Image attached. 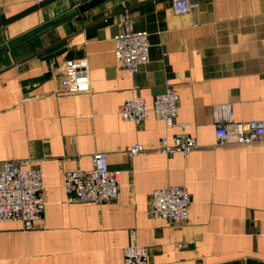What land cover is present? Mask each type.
Returning a JSON list of instances; mask_svg holds the SVG:
<instances>
[{"label": "crops", "instance_id": "1", "mask_svg": "<svg viewBox=\"0 0 264 264\" xmlns=\"http://www.w3.org/2000/svg\"><path fill=\"white\" fill-rule=\"evenodd\" d=\"M88 1L0 0V46ZM190 1L177 16L171 0H113L0 55V163L38 169L45 201L31 231L0 223V264H123L132 243L147 264H264V135L246 146L214 138L224 121L264 125V0ZM126 24L148 34L147 63L133 75L112 53ZM81 58L90 92L69 95L61 66ZM165 84L199 144L187 155L157 151L176 131L151 113L140 125L118 116L130 98L151 106ZM137 144L146 151L129 157ZM94 153L119 174L116 200L67 203L65 172L89 170ZM168 186L190 194L184 224L149 215L150 194Z\"/></svg>", "mask_w": 264, "mask_h": 264}, {"label": "built area", "instance_id": "2", "mask_svg": "<svg viewBox=\"0 0 264 264\" xmlns=\"http://www.w3.org/2000/svg\"><path fill=\"white\" fill-rule=\"evenodd\" d=\"M194 7L190 0H171V10L177 16L188 14ZM113 56L120 67L129 74H136L147 63L149 53L148 34L132 31L127 24L113 39ZM64 87L69 95L89 94L90 79L87 59L68 60L61 66ZM26 86L25 89L29 90ZM179 96L170 84L151 101V106L141 97L125 100L119 107L122 121L140 125L151 113L169 130L176 131L171 141L159 140L158 152L164 156L187 155L199 147L198 142L185 130L187 126L177 122ZM264 125L256 120L246 123L221 122L214 131L216 146H246L260 142ZM141 145L132 146L127 155L134 157L145 152ZM63 186L69 204L103 205L116 200L119 191V174L109 170L106 155H91L89 170L65 172ZM192 201L184 187L168 186L154 190L149 198V215L153 220L167 224H184L189 217ZM40 171L26 168L23 161L0 163V223L19 222L23 231L36 228L44 211ZM182 248L186 244L181 245ZM123 264H147L144 247L135 243L123 249Z\"/></svg>", "mask_w": 264, "mask_h": 264}, {"label": "water", "instance_id": "3", "mask_svg": "<svg viewBox=\"0 0 264 264\" xmlns=\"http://www.w3.org/2000/svg\"><path fill=\"white\" fill-rule=\"evenodd\" d=\"M110 1H113V0H90L88 2H85V3L75 7L70 14L63 16L61 18L52 20L50 22H47V23L41 25L40 28L41 29H47L50 27H55V26L64 24V23L72 20L73 18L78 17L80 15H83L89 11H92V10H94V9H96V8L102 6V5H104ZM38 34H39L38 31L32 30V31L12 40L11 42L0 46V55H2L7 49H9L11 44L21 45V44L31 40L32 38L36 37Z\"/></svg>", "mask_w": 264, "mask_h": 264}, {"label": "trees", "instance_id": "4", "mask_svg": "<svg viewBox=\"0 0 264 264\" xmlns=\"http://www.w3.org/2000/svg\"><path fill=\"white\" fill-rule=\"evenodd\" d=\"M51 28H53V27H50V28H47V29H41L40 26H39V27L35 28L34 31H38L39 32V34L36 37L40 36L41 34H43L44 32H46L47 30H49ZM17 46H19V45L11 44L10 48H14V47H17Z\"/></svg>", "mask_w": 264, "mask_h": 264}]
</instances>
